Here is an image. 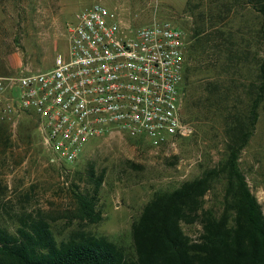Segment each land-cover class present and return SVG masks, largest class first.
Here are the masks:
<instances>
[{"label": "rangeland", "instance_id": "374dc122", "mask_svg": "<svg viewBox=\"0 0 264 264\" xmlns=\"http://www.w3.org/2000/svg\"><path fill=\"white\" fill-rule=\"evenodd\" d=\"M96 1L125 25L140 26L156 18L171 21L185 36L188 29L202 30L196 77L206 82L214 81L210 68L235 56V67L220 76L230 80L223 112L246 113L250 99L261 92L257 120L239 166L264 213V90L259 87L264 19L256 6L249 0H0V75L49 69L54 56L66 51L67 30L77 12ZM181 92L182 113L194 131L167 155L147 140L114 133L89 141L71 163H52L29 120L15 130L2 127L0 226L13 232L23 223L43 219L57 240L89 232L117 242L131 256V224L152 195L200 176L225 154L226 125L218 106L206 101L196 107L197 88ZM187 103L192 116L186 114ZM222 188L215 182L204 196V208L220 212ZM80 193L94 197L100 215L96 222L80 218ZM182 228L191 241L201 233L199 219L182 223Z\"/></svg>", "mask_w": 264, "mask_h": 264}, {"label": "built area", "instance_id": "2783aa9c", "mask_svg": "<svg viewBox=\"0 0 264 264\" xmlns=\"http://www.w3.org/2000/svg\"><path fill=\"white\" fill-rule=\"evenodd\" d=\"M184 52L185 34L171 21L125 25L96 1L77 12L49 69L0 75V124L15 130L34 116L52 163H71L114 133L167 155L194 131L182 113Z\"/></svg>", "mask_w": 264, "mask_h": 264}, {"label": "trees", "instance_id": "16d2710c", "mask_svg": "<svg viewBox=\"0 0 264 264\" xmlns=\"http://www.w3.org/2000/svg\"><path fill=\"white\" fill-rule=\"evenodd\" d=\"M249 2L264 19V0ZM202 33L199 29H188L185 36L181 91L189 93L191 88H197L196 107L202 108L208 101L220 109L227 141L219 164L173 189L152 195L131 224V256H127L117 242L89 232L57 240L48 222L36 219L23 223L13 232L0 226V264H264V213L239 166L241 150L257 120L261 92L250 99L246 113L228 111L224 114L227 106L224 107L223 102L228 98L230 80L220 76L235 67V56L230 54L210 68L214 81L197 78ZM259 77L263 79L259 85L263 91L264 60L259 64ZM186 114H194L189 103ZM25 120L31 123L30 130H35V118L28 113L18 127ZM2 127L8 128L0 124V131ZM217 181L222 183L223 191L220 212L216 214L203 204L205 194ZM93 199L84 193L76 195L80 218L89 222H96L100 217L94 210ZM196 219L200 221L201 233L196 241H191L182 223L192 224Z\"/></svg>", "mask_w": 264, "mask_h": 264}]
</instances>
